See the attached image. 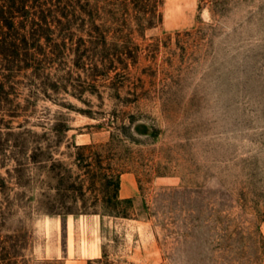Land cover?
Returning a JSON list of instances; mask_svg holds the SVG:
<instances>
[{
  "label": "rangeland",
  "instance_id": "1",
  "mask_svg": "<svg viewBox=\"0 0 264 264\" xmlns=\"http://www.w3.org/2000/svg\"><path fill=\"white\" fill-rule=\"evenodd\" d=\"M19 5L0 264H264V0Z\"/></svg>",
  "mask_w": 264,
  "mask_h": 264
},
{
  "label": "trees",
  "instance_id": "2",
  "mask_svg": "<svg viewBox=\"0 0 264 264\" xmlns=\"http://www.w3.org/2000/svg\"><path fill=\"white\" fill-rule=\"evenodd\" d=\"M20 0H0V30H3L4 27L13 26L15 22L14 19L19 16L17 15L20 10L19 5ZM156 4H154L155 6ZM154 10L156 11L155 7ZM154 11V15H155ZM154 17L145 19V22L153 23Z\"/></svg>",
  "mask_w": 264,
  "mask_h": 264
},
{
  "label": "crops",
  "instance_id": "3",
  "mask_svg": "<svg viewBox=\"0 0 264 264\" xmlns=\"http://www.w3.org/2000/svg\"><path fill=\"white\" fill-rule=\"evenodd\" d=\"M119 193L124 197L134 195L136 193V186L130 179L127 181L122 180L119 186ZM66 264H75V260L67 261Z\"/></svg>",
  "mask_w": 264,
  "mask_h": 264
}]
</instances>
